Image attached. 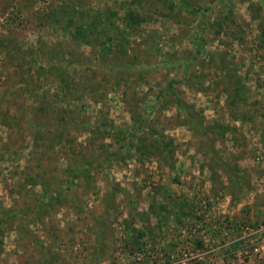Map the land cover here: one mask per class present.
I'll list each match as a JSON object with an SVG mask.
<instances>
[{
    "label": "rangeland",
    "instance_id": "374dc122",
    "mask_svg": "<svg viewBox=\"0 0 264 264\" xmlns=\"http://www.w3.org/2000/svg\"><path fill=\"white\" fill-rule=\"evenodd\" d=\"M0 264H264V0H0Z\"/></svg>",
    "mask_w": 264,
    "mask_h": 264
},
{
    "label": "trees",
    "instance_id": "16d2710c",
    "mask_svg": "<svg viewBox=\"0 0 264 264\" xmlns=\"http://www.w3.org/2000/svg\"><path fill=\"white\" fill-rule=\"evenodd\" d=\"M133 14V12H128V15L129 16H131ZM71 22V23H70ZM69 23H70V26H72V19H69ZM72 27H74V32H76V33H83V28H92L93 27V20H91V21H84L83 19L81 20V22H79V23H76V21H75V24L73 23V26ZM75 33V34H76ZM74 34V36L75 37H77L76 35ZM86 38H84V40H85ZM108 40V39H107ZM104 44V40L100 43V45H103ZM54 70H56V72L54 73V75H55V77H56V81L59 83V82H64V91H65V88L66 87H69V83H68V81L67 80H69L70 81V79L68 78V76H69V74L68 73H65L64 75H63V77H61V74H62V71H58L57 70V68H53ZM237 89L238 88H236L235 87V93L237 94ZM54 96H56V94H54ZM241 102V101H240ZM85 122L83 121V122H81L80 124H84ZM86 124V123H85ZM101 126L100 127H98L99 129H102V131H104V130H106L107 129V126H106V123H104V124H100ZM86 126H87V128L89 129V131L90 132H93V130H96V128L95 127H92V125H88V124H86ZM63 127H67V125L66 126H63ZM82 128H84V126H82ZM98 129V130H99ZM97 131V130H96ZM127 145H129V146H133V142L131 141V139H129L128 141H127ZM83 171V170H82ZM80 169H77V167H74L73 168V170H72V172H71V177H73V176H79L80 174H82L81 172H82Z\"/></svg>",
    "mask_w": 264,
    "mask_h": 264
}]
</instances>
